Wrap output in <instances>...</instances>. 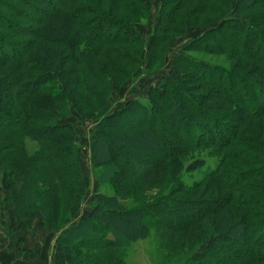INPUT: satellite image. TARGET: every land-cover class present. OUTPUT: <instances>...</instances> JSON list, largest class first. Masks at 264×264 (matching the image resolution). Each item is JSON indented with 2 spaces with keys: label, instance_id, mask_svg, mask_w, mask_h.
I'll return each instance as SVG.
<instances>
[{
  "label": "trees",
  "instance_id": "1",
  "mask_svg": "<svg viewBox=\"0 0 264 264\" xmlns=\"http://www.w3.org/2000/svg\"><path fill=\"white\" fill-rule=\"evenodd\" d=\"M156 1L0 0L6 202L41 213L68 264H128L152 232L162 264H264V0H159L147 40ZM199 26L168 77L110 109L115 87L164 68ZM72 113L95 121L98 182L77 223L89 188Z\"/></svg>",
  "mask_w": 264,
  "mask_h": 264
},
{
  "label": "rangeland",
  "instance_id": "2",
  "mask_svg": "<svg viewBox=\"0 0 264 264\" xmlns=\"http://www.w3.org/2000/svg\"><path fill=\"white\" fill-rule=\"evenodd\" d=\"M159 8L160 1L157 0L155 3H153L152 11L149 16L145 20H143L142 23L138 24L140 33H142V35L145 36L147 40L151 39L153 30L155 29L160 18ZM205 30V27L199 26L189 30L186 36L180 37L177 40L176 44L173 46V49L168 56L166 66L159 70L157 73L149 75V72L147 71L148 68L144 67L140 71L136 72L122 86L115 87L112 95L109 98L110 109L113 111L115 109L123 107L125 102L129 99L146 97L150 86H154L156 82L162 80L165 77H168L171 71L174 70L173 60L174 55L176 54V49L174 48H180L184 46L191 39L196 38L197 36L204 33ZM64 121L71 122L77 130V142L82 150V167L86 174V180L89 188V191L84 200L82 210L79 216L75 219V223H77L89 216L90 212L94 208V205L96 204L94 199L98 195L96 192L98 182L93 173L90 158V140L93 134V125L95 124V121L89 119H80L76 113H72L69 117L65 118ZM29 148H33L32 143L29 144ZM200 177H202V174L198 173L196 175V178L200 179ZM8 194V190H6L2 185V174L0 172V200L5 203L3 206H0V215L3 211H5V208H12L15 212L14 207L9 206L10 203L6 202ZM19 217L22 219H26L21 216ZM203 249L204 247L201 248V250ZM160 250L161 249L159 242L154 235V232H152L151 235L147 238L133 242L126 249V260L128 264H162L161 258L163 254H161Z\"/></svg>",
  "mask_w": 264,
  "mask_h": 264
},
{
  "label": "crops",
  "instance_id": "3",
  "mask_svg": "<svg viewBox=\"0 0 264 264\" xmlns=\"http://www.w3.org/2000/svg\"><path fill=\"white\" fill-rule=\"evenodd\" d=\"M6 209L0 215V264H68L59 232L43 226L40 213L22 219Z\"/></svg>",
  "mask_w": 264,
  "mask_h": 264
}]
</instances>
